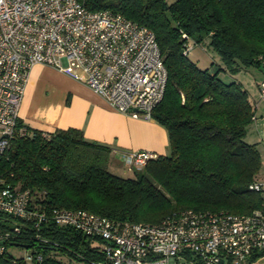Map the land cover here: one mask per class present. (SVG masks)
I'll return each mask as SVG.
<instances>
[{
    "label": "trees",
    "instance_id": "obj_1",
    "mask_svg": "<svg viewBox=\"0 0 264 264\" xmlns=\"http://www.w3.org/2000/svg\"><path fill=\"white\" fill-rule=\"evenodd\" d=\"M79 1L153 32L167 77L151 119L166 130L168 153L148 160L142 171L119 176L110 171L111 158L126 151L87 140L75 128L47 133L19 119L24 134L0 154V185L28 191L31 207L44 210L46 220L36 229L0 213V232L10 233L0 264H29L8 252L13 246L40 255L35 264H90L102 258L98 239L50 219L54 208L150 224L184 210L260 209L264 197L250 186L263 178L261 155L245 140L256 119L254 103L240 82L220 75L252 68L264 73V0ZM196 46L214 59L210 68L189 58Z\"/></svg>",
    "mask_w": 264,
    "mask_h": 264
},
{
    "label": "built area",
    "instance_id": "obj_2",
    "mask_svg": "<svg viewBox=\"0 0 264 264\" xmlns=\"http://www.w3.org/2000/svg\"><path fill=\"white\" fill-rule=\"evenodd\" d=\"M35 64L83 82L117 111L145 119L161 100L167 77L153 32L119 13L92 11L79 0H0V154L24 134L19 107ZM260 87L263 99L264 82ZM115 154L136 171L157 157L143 150ZM250 189L263 196L264 172ZM30 200L28 191L0 185V213L38 229L46 212ZM50 219L98 239L102 258L90 264H260L264 258V200L249 214L184 210L156 224L57 208ZM9 234L0 232V254ZM34 257L25 260L41 261Z\"/></svg>",
    "mask_w": 264,
    "mask_h": 264
},
{
    "label": "crops",
    "instance_id": "obj_3",
    "mask_svg": "<svg viewBox=\"0 0 264 264\" xmlns=\"http://www.w3.org/2000/svg\"><path fill=\"white\" fill-rule=\"evenodd\" d=\"M220 77L226 82H240L254 103L255 110L264 103L258 91V84L264 79L263 72L249 69L235 75L222 73ZM19 118L31 129L47 133L75 128L87 140L122 151L143 150L156 155L168 153L167 132L156 121L115 110L83 82L50 66L35 64L30 69L19 107ZM111 159L115 161L114 165L118 164L116 154ZM117 164L115 166L124 168Z\"/></svg>",
    "mask_w": 264,
    "mask_h": 264
},
{
    "label": "rangeland",
    "instance_id": "obj_4",
    "mask_svg": "<svg viewBox=\"0 0 264 264\" xmlns=\"http://www.w3.org/2000/svg\"><path fill=\"white\" fill-rule=\"evenodd\" d=\"M165 1L167 3H172L175 0H165ZM216 57H218V56H216ZM189 58L192 61H194L199 68H202V69L210 68L211 63H213V60H214L211 56H209V54L207 52L203 51L199 46L194 47ZM252 70L256 71V69H254V68H252ZM260 85H258L259 94L261 93V89H262V87H260ZM258 101H260V99ZM254 112H255L256 119L252 125L248 126L245 140H246V142H248L250 144H256V146L259 148L260 155H261V165H263V160H264V103L261 104ZM114 162L115 161H112V159H111L110 171L112 173L119 175V176H124V177L131 174V172H132L131 168L125 167L122 164V162H120V161H116V162H118V164L115 163V165L121 164L124 168L117 167L114 165ZM263 172H264V170L261 169L260 173H259L260 178L263 176ZM263 196H264V193H263ZM8 252L10 254H12L15 258H24L25 259L29 255L28 250H25L24 248H20V247H14V246L9 247ZM61 261L64 263H67L65 258H62ZM70 264H76V263L72 262ZM260 264H264V258L260 261Z\"/></svg>",
    "mask_w": 264,
    "mask_h": 264
}]
</instances>
